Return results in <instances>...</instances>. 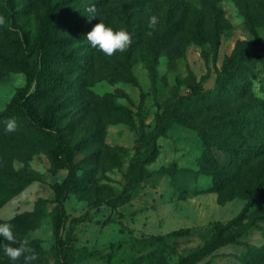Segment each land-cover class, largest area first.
<instances>
[{"label":"rangeland","instance_id":"374dc122","mask_svg":"<svg viewBox=\"0 0 264 264\" xmlns=\"http://www.w3.org/2000/svg\"><path fill=\"white\" fill-rule=\"evenodd\" d=\"M13 1L7 25L0 0V113L18 109L27 87L84 177L60 194L61 148L21 112L15 131L0 125V223L13 226L12 246L32 250L14 264H61L62 245L70 264H178L218 233L237 239L197 264H264V63H242L221 106L202 96L254 41L252 27L264 42V0ZM99 21L131 43L111 56L91 46ZM196 92L201 103L188 100ZM164 115L171 128L132 177ZM125 191L130 201L113 207ZM10 243L0 237V264H13Z\"/></svg>","mask_w":264,"mask_h":264},{"label":"trees","instance_id":"16d2710c","mask_svg":"<svg viewBox=\"0 0 264 264\" xmlns=\"http://www.w3.org/2000/svg\"><path fill=\"white\" fill-rule=\"evenodd\" d=\"M5 7H4V20L7 25H12L14 21L15 15V4L13 0H4ZM253 34L255 36L254 41L251 43L250 46L246 48H242L232 56L225 59L223 63L222 69L218 72L215 82L214 89L209 91L203 92L202 96H205L211 103H215L219 106L223 104L224 97L228 92H232L235 88L234 86V79L238 75V69L240 65L244 62H251L253 60L263 62L264 63V42H262L257 33L254 31L252 27ZM220 45V34H215V48L217 49ZM29 51H33L36 54L42 52L43 54H47L45 49L37 44L27 45ZM71 62H75L74 57L69 58ZM7 62V61H6ZM9 64H12L10 62ZM30 82L32 80L30 79ZM28 93V88L25 87L22 89L21 94L19 96V106L18 109L12 111L11 109L5 110L4 112L0 113V125H5L9 119H14L17 115L24 114L28 116L32 121H35L43 133L45 137L49 140L53 141L56 145H58L61 150L62 154L55 157L54 164L58 167L67 170V176L64 179L63 183L60 186L59 193L65 195L77 189L81 180L84 177L78 174V166L75 163L74 158V148L65 140L58 137L55 133L56 126L54 124H45L40 121L38 114L34 111V109L29 105V99H25V96ZM36 93L30 95L28 98H35ZM189 101H196L200 102L199 94L193 93L188 97ZM171 117L169 116H162L158 119L155 129L149 135V140L146 143V148L143 153L138 156V159L135 161L132 170V177L138 178L140 176L141 168L145 162L148 160L150 161L152 158V153L154 148L156 147V139L168 132L171 128L172 122ZM49 128H43V127ZM131 199V195L129 191H125V195L118 197L111 201V205L113 207H118L129 202ZM236 220V219H235ZM189 234V230H180L178 232H173V236H184ZM237 239L236 235H226L223 236L222 234L218 233L210 241L205 244L200 250L194 251L187 255L186 257L182 258L178 264H197L201 261L206 255L212 253L216 249L225 246L232 241ZM69 247L62 245L61 250L59 252V256L62 259L61 264H70L69 262ZM1 264H7L2 262Z\"/></svg>","mask_w":264,"mask_h":264},{"label":"clouds","instance_id":"9594fccd","mask_svg":"<svg viewBox=\"0 0 264 264\" xmlns=\"http://www.w3.org/2000/svg\"><path fill=\"white\" fill-rule=\"evenodd\" d=\"M157 23V16L151 15L148 18L149 28H154ZM86 39L90 42L91 46L102 51L104 54L111 56L116 51H123L131 43V33L125 28L114 29L106 25L104 22L99 21L96 23L91 31L86 35ZM16 121L9 119L4 127L5 132H12L16 129ZM13 226L10 223H0V237L12 243L3 245V253L10 261L14 262L21 257V255L32 250L27 246V241H21L19 247H14L15 243ZM36 256L33 252L31 256H24L26 262L35 260Z\"/></svg>","mask_w":264,"mask_h":264}]
</instances>
